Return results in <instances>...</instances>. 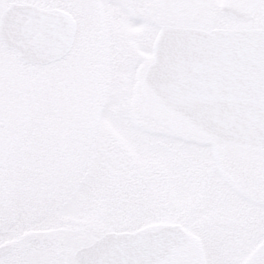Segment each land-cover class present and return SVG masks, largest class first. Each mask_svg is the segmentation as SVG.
Returning <instances> with one entry per match:
<instances>
[{
	"label": "rangeland",
	"instance_id": "rangeland-1",
	"mask_svg": "<svg viewBox=\"0 0 264 264\" xmlns=\"http://www.w3.org/2000/svg\"><path fill=\"white\" fill-rule=\"evenodd\" d=\"M10 2L78 28L44 66L0 41V264H77L109 231L170 224L189 241L162 264H264V149L185 126L143 82L161 26L264 29V0H0V16Z\"/></svg>",
	"mask_w": 264,
	"mask_h": 264
},
{
	"label": "water",
	"instance_id": "water-1",
	"mask_svg": "<svg viewBox=\"0 0 264 264\" xmlns=\"http://www.w3.org/2000/svg\"><path fill=\"white\" fill-rule=\"evenodd\" d=\"M235 21L251 12L222 5ZM71 14L12 3L0 17V41L20 61L48 65L71 50ZM144 83L168 109L216 140L264 149V29L203 31L165 25L152 48ZM180 224L139 231H110L77 249V264H158L188 242ZM13 249L0 246V258Z\"/></svg>",
	"mask_w": 264,
	"mask_h": 264
},
{
	"label": "flooded vegetation",
	"instance_id": "flooded-vegetation-1",
	"mask_svg": "<svg viewBox=\"0 0 264 264\" xmlns=\"http://www.w3.org/2000/svg\"><path fill=\"white\" fill-rule=\"evenodd\" d=\"M12 3H19V2H10V4H12ZM9 4V5H10ZM27 4H33V3H27ZM8 5V6H9ZM34 5H36V4H34ZM7 6V7H8ZM36 6H38V5H36ZM40 7V6H39ZM41 8H44V7H41ZM45 9H49V10H54V9H57V10H62V11H67L66 9H64L63 7H46ZM67 12H69V11H67ZM77 28H78V24H77ZM76 37H77V31H76V35H75V40H74V44H75V41H76ZM74 44H73V46H74ZM73 48V47H72ZM72 50V49H71ZM160 104V103H159ZM161 105V104H160ZM162 106V105H161ZM165 109V108H164ZM165 111H168V112H170L169 110H167V109H165ZM174 116H176L178 119H180L182 122H183V124L185 125V126H189V127H193V125H191V124H189V122H187L186 120H184V119H182L181 117H179V116H177V115H174ZM178 250H180V249H178ZM175 251H173V253H174ZM173 253H172V255H173ZM171 255V256H172ZM171 256L168 258V259H170L171 258ZM167 259V260H168ZM166 261V260H165ZM165 261H163V262H165ZM163 262H161L160 264H162Z\"/></svg>",
	"mask_w": 264,
	"mask_h": 264
},
{
	"label": "trees",
	"instance_id": "trees-1",
	"mask_svg": "<svg viewBox=\"0 0 264 264\" xmlns=\"http://www.w3.org/2000/svg\"><path fill=\"white\" fill-rule=\"evenodd\" d=\"M43 107H44V106H42L41 108L38 109L39 112L37 113V115L40 114V113L42 112L40 109H43ZM33 111H34V110H32V112H33Z\"/></svg>",
	"mask_w": 264,
	"mask_h": 264
}]
</instances>
